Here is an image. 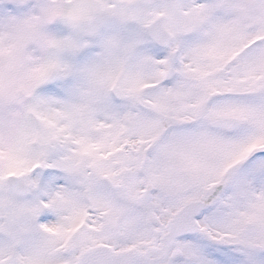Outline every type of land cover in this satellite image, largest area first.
<instances>
[{
	"label": "snow or ice",
	"instance_id": "snow-or-ice-1",
	"mask_svg": "<svg viewBox=\"0 0 264 264\" xmlns=\"http://www.w3.org/2000/svg\"><path fill=\"white\" fill-rule=\"evenodd\" d=\"M0 264H264V0H0Z\"/></svg>",
	"mask_w": 264,
	"mask_h": 264
}]
</instances>
